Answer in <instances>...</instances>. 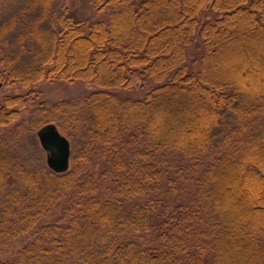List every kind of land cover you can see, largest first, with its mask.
I'll use <instances>...</instances> for the list:
<instances>
[{"label":"trees","instance_id":"trees-1","mask_svg":"<svg viewBox=\"0 0 264 264\" xmlns=\"http://www.w3.org/2000/svg\"><path fill=\"white\" fill-rule=\"evenodd\" d=\"M56 1L0 22V37L22 29L0 81L93 85L34 122L83 138L72 164L93 170H28L0 152V194L25 187L0 200V264H264V0H91L96 19L59 8L45 25ZM204 8L214 18L199 23ZM35 96L5 95L0 127Z\"/></svg>","mask_w":264,"mask_h":264},{"label":"rangeland","instance_id":"rangeland-1","mask_svg":"<svg viewBox=\"0 0 264 264\" xmlns=\"http://www.w3.org/2000/svg\"><path fill=\"white\" fill-rule=\"evenodd\" d=\"M27 0H0V22L7 19L13 12L21 11L26 8ZM59 8H67L69 12L75 18H86L92 21L97 18L98 14L93 9V4L91 0H57L49 13V19L46 20L45 25H49L54 18V11ZM23 12V11H22ZM25 14L30 16V12H25ZM23 15V14H22ZM35 15V13H33ZM214 15L204 8L199 14V23L206 19H213ZM24 18L20 15L18 16V22L23 21ZM19 27L21 25L18 23ZM22 29L16 28L15 30L9 31L3 37H0V57L5 55H15V53L20 50V43L17 40V34ZM26 44V43H25ZM200 45V40L196 34H194V40L192 45L189 47V52L191 56H195L198 53V46ZM33 48L30 44H26L24 51H22V57L17 65L19 67L28 66L32 63L31 50ZM32 88L36 92L35 98L30 101L27 106L21 110L20 115L16 121L13 123L0 127V152L5 155L12 165H19L25 167L26 169H37L39 167H46V152L40 146L36 131L41 125H36L34 122L36 119L41 118L45 115L46 111H51L50 106L54 103L71 100L77 96L85 95L92 91L95 87L93 85L86 84L80 80H75L73 82L56 80L47 81L40 80L36 84L31 85L29 88H23L19 85L7 86L4 84V80L0 81V102L5 95L20 94L25 93L28 89ZM147 89L136 87L130 95L134 98H141ZM45 111V112H43ZM63 114H61L62 116ZM64 117V115H63ZM43 125V124H42ZM59 129V127H58ZM60 130V129H59ZM62 133V132H61ZM63 134V133H62ZM65 135V134H64ZM71 146V155L69 161V168L67 171H75L78 175L83 172H90L93 170L91 163H82L79 158H77V167L72 164V157L76 156L78 151H80L85 140L80 136H67L65 135ZM176 156L175 153H169ZM51 170V169H50ZM75 178H78L75 175ZM163 180H167L164 177ZM19 186V187H18ZM12 188H18L23 190L24 186H20L16 180H9L6 187L0 194V200L3 198L5 193ZM3 206H0V211L2 213ZM0 213V214H1ZM59 211L55 213H45L43 215L42 221H58L60 219ZM260 238L264 241V232L260 234ZM207 264H211L208 262Z\"/></svg>","mask_w":264,"mask_h":264},{"label":"water","instance_id":"water-1","mask_svg":"<svg viewBox=\"0 0 264 264\" xmlns=\"http://www.w3.org/2000/svg\"><path fill=\"white\" fill-rule=\"evenodd\" d=\"M40 146L46 152L47 166L56 173L69 168L71 146L69 139L61 133L57 125L47 122L36 131Z\"/></svg>","mask_w":264,"mask_h":264}]
</instances>
